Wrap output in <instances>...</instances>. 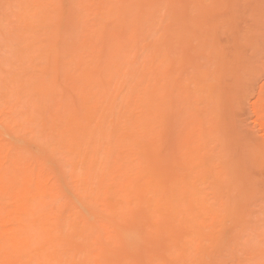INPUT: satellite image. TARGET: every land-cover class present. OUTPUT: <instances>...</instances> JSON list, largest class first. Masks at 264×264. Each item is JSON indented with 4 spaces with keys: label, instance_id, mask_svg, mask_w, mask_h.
<instances>
[{
    "label": "rangeland",
    "instance_id": "obj_1",
    "mask_svg": "<svg viewBox=\"0 0 264 264\" xmlns=\"http://www.w3.org/2000/svg\"><path fill=\"white\" fill-rule=\"evenodd\" d=\"M0 264H264V0H0Z\"/></svg>",
    "mask_w": 264,
    "mask_h": 264
},
{
    "label": "bare ground",
    "instance_id": "obj_2",
    "mask_svg": "<svg viewBox=\"0 0 264 264\" xmlns=\"http://www.w3.org/2000/svg\"><path fill=\"white\" fill-rule=\"evenodd\" d=\"M15 140H16V139H15ZM18 143H20V142H18ZM126 233H127V231L124 233V235H126V237H127V236H130V234H131L132 232L129 233V235H127ZM132 234L134 235V233H132ZM132 234H131V235H132ZM133 235H132V236H133Z\"/></svg>",
    "mask_w": 264,
    "mask_h": 264
}]
</instances>
